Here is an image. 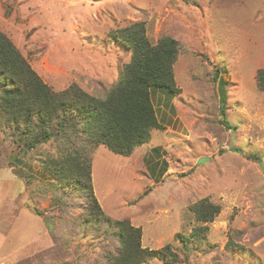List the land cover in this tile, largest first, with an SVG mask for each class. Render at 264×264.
<instances>
[{"label":"rangeland","instance_id":"374dc122","mask_svg":"<svg viewBox=\"0 0 264 264\" xmlns=\"http://www.w3.org/2000/svg\"><path fill=\"white\" fill-rule=\"evenodd\" d=\"M136 21L151 43L178 42V91H149L162 127L128 155L75 139L94 219L87 194L48 169L61 138L26 149L1 124L0 264L105 263L118 252L115 220L139 227L142 247L176 254L142 264H264V0H0V30L54 91L104 96L129 60L111 34ZM204 198L219 206L207 222L190 207ZM191 231L195 241L175 238Z\"/></svg>","mask_w":264,"mask_h":264},{"label":"trees","instance_id":"16d2710c","mask_svg":"<svg viewBox=\"0 0 264 264\" xmlns=\"http://www.w3.org/2000/svg\"><path fill=\"white\" fill-rule=\"evenodd\" d=\"M111 37L128 50L129 60L106 94L97 97L75 83L60 91L52 90L0 30V125L4 123L14 141L23 135L24 141L28 140L24 143L26 149L61 138L65 143L62 156L51 160L48 169L63 187L87 194L94 219L102 214L90 183L89 160L79 150L69 155L75 139L102 143L114 153L128 155L150 139L151 128L162 127L155 117L150 88L178 91L172 66L179 50L175 38L164 35L151 43L141 21L114 30ZM256 79L264 90V68L258 69ZM221 111L223 114V107ZM190 207L201 222L211 221L219 211L218 205L205 198ZM109 223L118 241V252L106 256L105 263L95 264H142L153 257L176 258L171 244L158 251L142 247L141 229L127 220ZM195 235L192 231L188 235L176 233L175 238L187 243Z\"/></svg>","mask_w":264,"mask_h":264},{"label":"water","instance_id":"95a60500","mask_svg":"<svg viewBox=\"0 0 264 264\" xmlns=\"http://www.w3.org/2000/svg\"><path fill=\"white\" fill-rule=\"evenodd\" d=\"M205 161H207V158L202 157V158H199L198 163H203Z\"/></svg>","mask_w":264,"mask_h":264}]
</instances>
